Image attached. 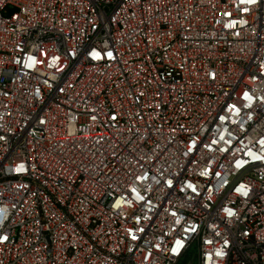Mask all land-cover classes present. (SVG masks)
<instances>
[{
  "label": "built area",
  "instance_id": "built-area-1",
  "mask_svg": "<svg viewBox=\"0 0 264 264\" xmlns=\"http://www.w3.org/2000/svg\"><path fill=\"white\" fill-rule=\"evenodd\" d=\"M264 264V0H0V264Z\"/></svg>",
  "mask_w": 264,
  "mask_h": 264
},
{
  "label": "rangeland",
  "instance_id": "rangeland-1",
  "mask_svg": "<svg viewBox=\"0 0 264 264\" xmlns=\"http://www.w3.org/2000/svg\"><path fill=\"white\" fill-rule=\"evenodd\" d=\"M178 264H197L195 259H193L192 257L190 258H186L183 261H180Z\"/></svg>",
  "mask_w": 264,
  "mask_h": 264
},
{
  "label": "trees",
  "instance_id": "trees-1",
  "mask_svg": "<svg viewBox=\"0 0 264 264\" xmlns=\"http://www.w3.org/2000/svg\"><path fill=\"white\" fill-rule=\"evenodd\" d=\"M190 257H192L193 259H195V261H196V256H195V251H194V248H192L186 255H185V257L181 260V261H183L184 259H186V258H190Z\"/></svg>",
  "mask_w": 264,
  "mask_h": 264
}]
</instances>
